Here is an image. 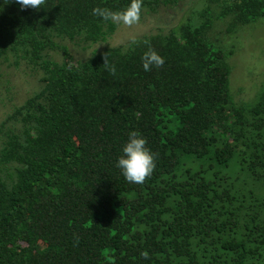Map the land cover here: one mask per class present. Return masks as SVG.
Wrapping results in <instances>:
<instances>
[{"label": "trees", "instance_id": "trees-1", "mask_svg": "<svg viewBox=\"0 0 264 264\" xmlns=\"http://www.w3.org/2000/svg\"><path fill=\"white\" fill-rule=\"evenodd\" d=\"M180 1L143 0L141 18ZM129 4L0 0V63L39 75L0 122V264H264V71L243 101L227 66L264 0H203L175 27L79 60L60 45L105 41L117 23L92 9ZM215 23L225 43L207 39ZM149 46L165 63L145 72ZM131 131L156 157L142 184L116 166Z\"/></svg>", "mask_w": 264, "mask_h": 264}, {"label": "rangeland", "instance_id": "rangeland-1", "mask_svg": "<svg viewBox=\"0 0 264 264\" xmlns=\"http://www.w3.org/2000/svg\"><path fill=\"white\" fill-rule=\"evenodd\" d=\"M182 1L183 2L180 1L181 3L177 6L164 8V12H162L163 16L159 14L161 12L151 16L149 19L143 16L144 18H141L140 23L131 28L117 24V29L112 36L95 45L71 46L66 41L60 42V45L68 48L73 54L74 59L79 60L86 57L91 49L100 51L106 47L124 45L129 40L146 34L155 23H158V28H167V26L175 27L181 23V20L183 21L188 17V12L183 16L185 11L192 7L193 10H199L203 0ZM191 14H194L193 11L190 12V15ZM191 21L192 23L195 22L193 19ZM215 24L216 25L212 26L206 33L207 39L211 42L225 43L226 38H223L225 25L222 23ZM252 27L239 32L245 37L242 43L246 44H234L235 49L233 57L227 62V66L232 70L229 78L232 91L234 92L235 89L240 86L242 92L239 91V95L236 96V98L242 99L243 101L253 97L256 92L255 87L259 85L262 72L264 71V53L262 54L261 52L264 50V20L261 23L254 24ZM241 35L239 36L241 37ZM237 39L239 41L238 36ZM260 59H262V61H260ZM51 60L60 62L61 56L59 54H52ZM250 65H252V75L250 74L248 77L249 71L247 66ZM38 80V73L33 72L23 60L10 57L8 60L0 63V122L13 111L15 106L21 105L25 99L33 94L39 85Z\"/></svg>", "mask_w": 264, "mask_h": 264}, {"label": "clouds", "instance_id": "clouds-1", "mask_svg": "<svg viewBox=\"0 0 264 264\" xmlns=\"http://www.w3.org/2000/svg\"><path fill=\"white\" fill-rule=\"evenodd\" d=\"M15 2L21 6V10L28 8L38 10L45 3V0H15ZM142 7L143 0H130V4L123 10L112 11L107 7L97 6L92 9V15L105 22L112 21L131 28L140 23ZM102 59L104 67H107L109 63L108 53H105ZM141 63L143 70L149 72L153 68H162L165 60L149 46L147 51L141 56ZM111 70L115 74L116 69L114 65ZM146 145L147 140L142 137L140 132L131 131L129 133L128 141L122 148L123 154L118 158L116 163V166L121 170V174L129 183H144L150 178L156 167L155 154ZM141 257L145 260L149 259L147 252H142Z\"/></svg>", "mask_w": 264, "mask_h": 264}]
</instances>
